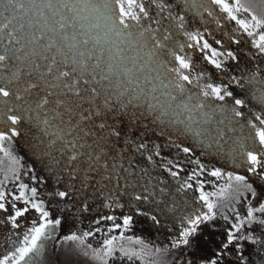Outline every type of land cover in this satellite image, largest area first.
<instances>
[{
  "label": "snow or ice",
  "instance_id": "6c2138e0",
  "mask_svg": "<svg viewBox=\"0 0 264 264\" xmlns=\"http://www.w3.org/2000/svg\"><path fill=\"white\" fill-rule=\"evenodd\" d=\"M196 22L214 24L227 46L208 27L193 29ZM241 45L248 48L242 69ZM125 120L129 131L147 121L161 136L167 132L191 170L181 179L183 161L129 138L117 126ZM22 126L33 132L31 155L63 185L48 193L49 208L91 189L101 208H135L155 224L157 216L140 205L192 211L177 217L178 233L154 253L139 237L125 236L132 215L101 214L88 230L73 224L60 235L64 217L53 218L38 188L21 182L33 172L22 173L13 151ZM196 146L200 156L245 169L264 188V0H0V211L12 209L0 224L18 230V218L37 213L22 235L11 239L9 232L0 264H45L50 257L56 264L79 257L109 264L116 253L141 264L160 253L172 256L169 264H264V193L246 175L191 158ZM153 165L175 184L154 175ZM204 176L227 179L208 192ZM9 181L14 192L6 190ZM31 182L45 178L32 174ZM246 193L241 214L237 205ZM218 219L224 238L211 256L197 259L201 225ZM105 222H111L106 230ZM98 233L102 242L93 247L87 241Z\"/></svg>",
  "mask_w": 264,
  "mask_h": 264
},
{
  "label": "rangeland",
  "instance_id": "374dc122",
  "mask_svg": "<svg viewBox=\"0 0 264 264\" xmlns=\"http://www.w3.org/2000/svg\"><path fill=\"white\" fill-rule=\"evenodd\" d=\"M196 24L197 23H194L191 27L193 29L200 28L199 24H197V25ZM212 30L214 31L213 28H212ZM195 60H196V63L198 65V69H199V66L202 64V61H200V59H199V54L196 55ZM240 69H241V67H240ZM236 91L238 93V98H243L241 93L239 92L240 90L238 91L236 89ZM244 111L247 113L248 109H244ZM148 143L150 144V142H148ZM153 143L160 145V150L165 151V150L169 149L168 148L169 145H167V146L163 145L164 142H153ZM161 155L164 158L177 160L178 162L183 161L182 167L185 169V172L181 173V179L186 175L187 171L191 170L192 165L187 163V158H185L182 153H179L175 147L172 146V149H169L168 153L161 152ZM191 158L195 159L196 157L192 156ZM157 159H159V158H157ZM201 161L203 163L207 164L209 169H211L213 166H216V167H221L222 170L225 172L232 171V172L242 174V175H246V174L248 175L249 174L246 172L245 169L231 167L225 160L218 161V160L210 159V160L206 161L205 159H201ZM154 163H156V162L154 161ZM153 167H154V165H153ZM160 172H161V170L159 168L154 167V174L159 175L161 177ZM162 178H164V176ZM202 179L209 181V183L205 184V191L211 192V191L217 190L219 186L223 185L227 178L225 177L224 179L217 180L216 178L204 176V177H202ZM248 182L252 183L253 186L256 187L259 192L264 193L261 186L258 185L253 180H251L249 177H248ZM213 185H216V187L214 188ZM54 189L55 188L53 186H49V192L53 191ZM60 189L63 190V185H62V188H60ZM89 196L90 197H88L86 199V202L90 206V203L92 201H94L95 199H93V192L89 193ZM247 197H248V194L246 193L244 197H241L242 203L240 205H237V208L241 212V214H243L245 211L244 203L247 202V200H246ZM37 198L43 199V200L45 199L44 196H42L41 194H39V196ZM49 199L50 198L48 197L47 200L49 201ZM57 201H58V198H57ZM169 203H171V202H169ZM18 204L19 205L17 207H23L24 206L20 202H18ZM71 205H74V209H76V211H77V208L79 210H82V208L80 206L75 205L74 202L70 203L69 205H68V202H58V204L54 202L50 206V209L52 211L57 210L58 207L64 206V209H63L61 215L64 217V223L62 225L65 228L60 229V235L67 234V232L69 231L70 227L73 224L79 225V227L83 230H88V228H89V225H88L86 220H80V219L77 220L76 217L74 218L73 216H68L69 220H72V222L71 223L69 222L70 225H69V227H67V224L65 223V219H67L66 218L67 217L66 211L69 209V207H71ZM143 205L149 209L148 211L144 209V211H147L150 214H153L152 212H154L157 209L156 205H154V204L153 205L143 204ZM149 206H152V210H151V207H149ZM6 207H7V211H0V221L6 220V217L12 213L11 206L7 205ZM30 211H33L35 213L34 210H30ZM74 211L75 210H73L72 212H74ZM191 211H192V209L189 207L188 212H191ZM205 211H206V209H205ZM162 212H163V209H161V213ZM82 215H84V214H82ZM229 215L231 216L232 214L229 213ZM21 218L23 219L22 220L23 224H21L22 226L18 230H12L10 224H8V223L0 224V256H2L5 253L4 251L9 250L7 242H6V237H8L9 232L10 231H12V232L17 231L18 233H20L22 235L23 232L26 231V229L30 226L27 213L25 214V216H23ZM133 219H136L135 221H133V223L137 222L138 219L141 220V223H140L141 225L139 223H138V225L132 224L131 229L128 230L127 232H125V236H131V237H133V240H135L137 237H139L141 240L144 241L145 244L148 245L149 249H151L152 252L154 253V249L158 246H155V245L152 246V244H150L148 241H145V240H147V237L149 235L148 232L152 233V223L149 224V221H147V220H151V219L148 217L143 218L142 216H139V215H135ZM223 224H224V222L222 220L218 219L214 222L202 225V230H200V233L195 240V243L197 241L199 242V244H196V251H195V257L197 259L207 258V257L211 256L212 250L214 248H216L219 245L220 241L224 238ZM213 225H215V227H213ZM145 227H147V228H145ZM144 228H145V231H144ZM73 230H75V229H73ZM112 235H119V234H113L112 233ZM10 238L15 239V237H13V236ZM87 242L91 243L93 245V247H98L99 244L102 242V234H101L100 238H98L96 236L90 237ZM121 243H125V242L122 241ZM49 245L51 246V242H49ZM128 246L133 247L137 250H139L141 248V245H135V244L128 245ZM161 248H163V247H161ZM199 250L202 251V253H203V255H200L202 257L197 255V252ZM115 255L117 258L112 260V261L110 260L109 264H139V260H134L132 262H129L126 258L124 260L119 259L118 258L119 253H116ZM163 256H164L163 253L145 255L143 264H169V262L172 259V256L171 255H169L167 257H163ZM77 260H80V259L77 258ZM91 262L94 264L96 263L95 261H92V260H91ZM54 263H55V260L51 257L47 261H45V264H54ZM140 264H141V261H140Z\"/></svg>",
  "mask_w": 264,
  "mask_h": 264
},
{
  "label": "flooded vegetation",
  "instance_id": "af4514ba",
  "mask_svg": "<svg viewBox=\"0 0 264 264\" xmlns=\"http://www.w3.org/2000/svg\"><path fill=\"white\" fill-rule=\"evenodd\" d=\"M237 90L239 91V89H237ZM242 97L245 98L244 96H242ZM32 136H33V132H30L27 126H22L20 136L14 138L13 151H14V154L16 156H18L21 160V166H22L21 171H22V173L24 170H26L28 168H32V170H33V172L29 173L28 175L22 174L21 182L28 183L30 186L37 187L39 193L42 196H44V198H45L44 200L46 201V208H49V205L47 204V202H48L47 198L49 197L48 196L49 186H53L54 188H56L52 183L50 184V182H54L56 180L54 178L50 177L48 175V173L45 171V169L43 168V165L40 163V161L35 159L31 155V153L28 149V142L32 139ZM2 156H3V154L0 153V157H2ZM140 159L141 158L139 157V160ZM154 165H155V163H154ZM32 174H35L37 176L38 181L41 178H45V182L44 183L37 182L35 184H32V182H31V175ZM154 175H156V174H154ZM160 175H161V178L164 176L163 179H165L166 181H169V180L171 181V178L168 177L166 173L160 172ZM246 176H248L251 180H253L258 185L261 186L262 182L259 181L258 177H256L255 175H252V174H248V175L246 174ZM0 179H3V173L2 172H0ZM172 183L175 184L174 181H172ZM262 189L264 191V188H262ZM6 190L9 192H14L15 191V185L11 181H9V183L6 186ZM70 203H71V201H68V205ZM18 205L19 204L17 203V206ZM147 205H149V204H147ZM140 207L143 211H144V209L147 211L149 210L143 204L140 205ZM149 207H151V210H152V206H149ZM156 208L157 209L154 212H152L153 214H151V215H156L157 218L159 219L160 223L155 224L152 220H147V219L146 220L149 221V224L152 223V229H153L154 233L159 235V237H155L156 243L154 245L158 246V247H164L166 245H169L171 238L178 233L179 221H178L177 217L186 214V212H188V209L178 208L175 212H171V211H169L168 208L165 207L164 204H161L159 206L156 205ZM62 209H64V206L58 207L57 210H54V211H52L49 208L53 218H56L58 216H62L61 215ZM161 209H163L162 213H161ZM73 210H75V211L72 212ZM77 211H76V209H74L73 205L71 207H69V209L66 211V213H67L66 218L67 219H65V223L67 224V227H69L70 223L72 222V220H69L68 216H73L74 218L79 217L80 220H86L88 225L90 226L92 220H94L95 218H97L101 214H112V215H115L117 217H121L122 215H132L133 218L136 215L135 214V208H131L128 206H125L123 209H113V210L103 209L100 207V201L98 199H95L94 201H92L90 203L88 211H82V210H79L78 208H77ZM82 214H84V215H82ZM27 215L29 218V224L31 223V221L33 219L37 218V213H34L33 211L28 212ZM142 217L145 218L144 216H142ZM139 219L137 220V222H134L133 224L139 223V221H141ZM22 220L23 219L21 217L18 218V222L20 223V225L23 224ZM135 220L136 219H133V221H135ZM110 223L111 222H105V224L102 225L105 228V230H106L107 226L110 225ZM93 227H95V226L93 225ZM61 228H65V227L63 226ZM201 230H202V225H201ZM13 232H14V234L12 236L15 237V239H16L17 235L15 233H18V232L17 231H13ZM113 234H119V231H117ZM95 236L100 238L101 234L98 233ZM195 244H199V242L197 241ZM197 255L198 256L203 255L202 251L199 250L197 252ZM163 257H167V256H163ZM200 257H202V256H200Z\"/></svg>",
  "mask_w": 264,
  "mask_h": 264
},
{
  "label": "trees",
  "instance_id": "16d2710c",
  "mask_svg": "<svg viewBox=\"0 0 264 264\" xmlns=\"http://www.w3.org/2000/svg\"><path fill=\"white\" fill-rule=\"evenodd\" d=\"M205 19H208V18L206 17ZM196 23L199 24L201 30L205 26L208 27V28H210V29H212V27H213L215 38H222V39H224L225 40V45L227 46V40H226V38L223 37L222 33L219 30H216L214 24L209 23L207 25H204L203 23H200V22H196ZM230 47L232 49H236L237 48L236 45H231ZM240 47L242 49V53H241V64H240V67L242 69L244 67V59H243L244 56H243V53L244 52H247L248 51V48L246 46H244V45H241ZM208 69L214 72V69H211V66H208ZM233 71L236 74H239V70L238 69H233ZM241 95L244 96L243 93H241ZM256 110H259V108L258 109L256 108ZM145 125H147V126H145ZM117 126L121 128L122 132L125 135H127L129 138H131L133 140H136V141L145 140L146 142H150V144H155L153 142H164L163 145H165V146L169 145L168 148L169 149H172V145L169 143V137H168L167 132H165V134L163 136H161L159 134L160 133V129L159 128H156L155 126H153L152 124H150L147 121H141L140 125H132L131 126V131H129V125H128V123H127L126 120L122 124L118 123ZM177 142H179V141H177ZM184 143L185 144H190L192 142L191 141H184ZM120 146L123 147L124 145L121 144ZM169 149H167L165 151H163V150H160V151L161 152L168 153ZM128 156L131 158L133 156V154L131 152H129L128 153ZM193 156L196 157V158H199V159H205L206 161L212 159V157H210V156H200V148H199V146H196L195 147ZM139 157H140L139 154L136 153L135 154V159L137 161H139ZM215 160L223 161V159H221L220 157H216ZM50 183H52L56 188L57 187L62 188V185H57L56 181L50 182ZM91 192H92V190L91 189H88L87 190V196L86 197L84 195H78L76 197V199H75V202H74L75 205L80 206L83 209V202H86V199L88 197H90L89 196V193H91ZM72 202L73 201H71V203ZM139 223H141V221H139ZM137 225H138V223H137ZM145 228H147V227H145ZM145 228H144V231H145ZM148 233H149V235L147 237V240H145V241H148L153 246L156 243V241H155L156 238L155 237H159V235L158 234H155L154 231H153V229H152V233H150V232H148ZM78 259H80V260H76V264H94L87 257H79ZM54 264H56V261H55ZM139 264H140V261H139Z\"/></svg>",
  "mask_w": 264,
  "mask_h": 264
}]
</instances>
